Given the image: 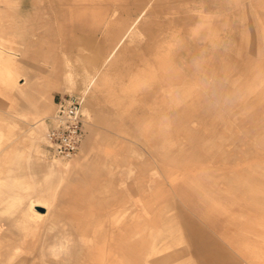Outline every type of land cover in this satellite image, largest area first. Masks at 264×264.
<instances>
[{
	"label": "rangeland",
	"instance_id": "374dc122",
	"mask_svg": "<svg viewBox=\"0 0 264 264\" xmlns=\"http://www.w3.org/2000/svg\"><path fill=\"white\" fill-rule=\"evenodd\" d=\"M0 264H264V0H0Z\"/></svg>",
	"mask_w": 264,
	"mask_h": 264
},
{
	"label": "built area",
	"instance_id": "2783aa9c",
	"mask_svg": "<svg viewBox=\"0 0 264 264\" xmlns=\"http://www.w3.org/2000/svg\"><path fill=\"white\" fill-rule=\"evenodd\" d=\"M84 98L67 94L56 98V110L45 134L49 157L65 162L75 158L86 136Z\"/></svg>",
	"mask_w": 264,
	"mask_h": 264
},
{
	"label": "crops",
	"instance_id": "0c3cea01",
	"mask_svg": "<svg viewBox=\"0 0 264 264\" xmlns=\"http://www.w3.org/2000/svg\"><path fill=\"white\" fill-rule=\"evenodd\" d=\"M139 19V17L136 19V21ZM127 34L125 33L118 41L117 45L115 46V48L113 49V51L110 53V55L108 56V59L107 60H110L111 57H113V55L115 54V52L117 51V49L121 46V44L124 42L125 38H126ZM24 77L20 78V80H22ZM55 110H56V100H55ZM55 113V111H54ZM32 202V201H31ZM36 206H40V207H43V208H46V206H43V205H36ZM36 206H34V208L31 207V204H30V207L31 209L33 210V213L31 214V217L32 218H35V219H40L42 218L43 216L46 215V213L48 212H41V211H38V209L36 208ZM37 212H36V211ZM38 213H41V214H38ZM124 246H122L123 248Z\"/></svg>",
	"mask_w": 264,
	"mask_h": 264
},
{
	"label": "bare ground",
	"instance_id": "6f19581e",
	"mask_svg": "<svg viewBox=\"0 0 264 264\" xmlns=\"http://www.w3.org/2000/svg\"><path fill=\"white\" fill-rule=\"evenodd\" d=\"M42 202V200H39V199H36V200H32V202H31V207L32 208H34V206H36V205H43V206H46L45 204H43V203H41ZM36 207H40V206H36ZM47 207V206H46ZM41 208H43V207H41ZM36 211V210H35ZM39 211V210H38ZM37 212V211H36ZM38 214H41V213H38Z\"/></svg>",
	"mask_w": 264,
	"mask_h": 264
}]
</instances>
